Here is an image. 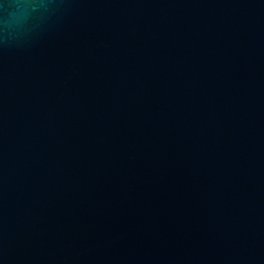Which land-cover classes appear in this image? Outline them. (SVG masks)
<instances>
[{
	"label": "water",
	"instance_id": "95a60500",
	"mask_svg": "<svg viewBox=\"0 0 264 264\" xmlns=\"http://www.w3.org/2000/svg\"><path fill=\"white\" fill-rule=\"evenodd\" d=\"M0 264H264V0H0Z\"/></svg>",
	"mask_w": 264,
	"mask_h": 264
},
{
	"label": "clouds",
	"instance_id": "9594fccd",
	"mask_svg": "<svg viewBox=\"0 0 264 264\" xmlns=\"http://www.w3.org/2000/svg\"><path fill=\"white\" fill-rule=\"evenodd\" d=\"M14 20H15V16L13 15V17L6 22V29H11V27L14 23ZM7 36L9 38L12 37L11 31H8Z\"/></svg>",
	"mask_w": 264,
	"mask_h": 264
}]
</instances>
